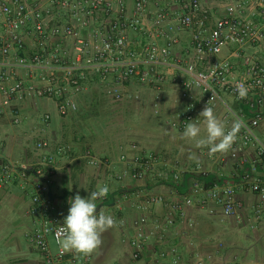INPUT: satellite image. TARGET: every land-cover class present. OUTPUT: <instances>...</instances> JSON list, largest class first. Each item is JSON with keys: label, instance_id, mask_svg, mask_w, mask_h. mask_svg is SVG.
Segmentation results:
<instances>
[{"label": "built area", "instance_id": "built-area-1", "mask_svg": "<svg viewBox=\"0 0 264 264\" xmlns=\"http://www.w3.org/2000/svg\"><path fill=\"white\" fill-rule=\"evenodd\" d=\"M94 80L116 104L140 99L134 84L148 87L155 114L162 111L164 88L174 87L181 107L167 119L172 131L199 123L206 104L228 128L237 118L245 125L231 150L196 148L192 165L136 143L132 155L119 147L123 168L106 173L103 185L110 191L97 207L132 202L135 213L124 225L132 230L133 262L154 239L166 242L173 231L182 236V221L193 227L179 190L185 174L194 194L204 192L198 204L209 213L213 203L224 216H236L242 207L237 192L245 189L258 195L252 211L264 220V0H0V128L4 120L20 126L21 105L29 100L51 101L60 117L75 113ZM238 83L249 89L246 98L239 97ZM50 121L45 112L43 124ZM48 147L36 141L37 161L24 164L6 157L0 140V188L18 181L25 189L32 182L26 238L40 256L37 264H92L93 254L59 249L58 229L67 214L58 213L50 195L58 157ZM87 158L96 168L113 167L90 150ZM157 184L168 187L169 197L152 192ZM157 205L165 207L164 216L153 215ZM158 250L151 264H182L175 248L172 255Z\"/></svg>", "mask_w": 264, "mask_h": 264}, {"label": "crops", "instance_id": "crops-1", "mask_svg": "<svg viewBox=\"0 0 264 264\" xmlns=\"http://www.w3.org/2000/svg\"><path fill=\"white\" fill-rule=\"evenodd\" d=\"M182 45L185 46L186 41H183ZM92 86L90 83L88 90L78 97V111L67 117H60L51 101L35 99L21 105L23 122L20 126H12L4 120L0 128L4 155L24 164L37 161L36 141L46 140L49 143L48 150L58 157V170L51 185L50 195L57 202L58 213L61 216L68 214L69 197H74L77 193L82 197H87L97 189L98 185L102 186L105 179L109 180V175L106 176V173L119 172L123 168V164L119 161L121 145L126 147L130 155L137 151L131 148L132 143L138 144L142 149L152 150L137 141L122 142L113 150L102 145L105 143H101L99 128L94 126L96 125L95 120L98 119L93 115L94 104L86 100V95L93 89ZM136 87L140 85L134 84L131 89L135 91ZM141 89H143L140 90L141 93H146L145 95L151 101V90L143 86ZM101 90L112 104V108L121 105L114 103L102 87ZM168 91L175 97L176 109L174 110L181 107L179 92L172 86H166L162 94L164 100L161 112L166 108L165 98ZM51 106L53 110H50ZM45 112L51 115L48 126L42 122V115ZM200 123H204L203 117L197 125ZM87 150H90L92 156L98 160H111L113 167L108 170L106 166L96 168L90 165ZM193 154V159L196 161L195 150ZM162 155L168 157L164 153ZM170 159L175 160L176 158L171 157ZM111 184L112 191L117 192L119 185L112 180ZM128 184L133 187L139 183L128 181ZM32 187V182L23 189L21 183L14 181L0 188V245L3 246L0 251V264H37L40 258L26 238L31 225V218L27 212L31 204ZM183 190L182 198L187 215L193 221L191 229L185 221H182V227H180L182 236L173 231L167 236L166 242L162 243L154 239L148 245L141 260L133 262L131 260L132 230L124 225L135 213L131 207L132 202L118 203V208L111 205L105 208V212L115 217L116 226L103 234V244L97 252L93 253L92 264H151L160 248L164 249L168 255H172V249L175 248V251L182 257V264H191L197 259L207 264H225L235 260L239 264H264V220H256L252 211L253 206L259 200L257 194L239 189L237 199L242 207L236 216L226 217L222 214L221 208L213 203H210L208 207L213 208L214 213H209L208 209L198 204L199 198L205 195L204 192L194 194L188 183ZM152 192L169 197V190L165 185L157 184ZM153 215L164 216L165 207L155 206ZM243 229H249L250 232L246 233ZM186 231L187 234H185Z\"/></svg>", "mask_w": 264, "mask_h": 264}, {"label": "clouds", "instance_id": "clouds-1", "mask_svg": "<svg viewBox=\"0 0 264 264\" xmlns=\"http://www.w3.org/2000/svg\"><path fill=\"white\" fill-rule=\"evenodd\" d=\"M248 90L243 83L236 85V91L240 98H246ZM199 116L204 118L205 135L201 136V128L197 124L188 123L180 138L193 141L198 149L207 147L210 154H223L231 150L238 139L240 130L245 126L244 121L237 118L228 128L226 123L217 117L213 107L208 104L199 113ZM109 191L107 185H98L97 189L87 197H82L77 193L74 197L68 198L70 207L58 229L57 238L62 253L75 252L89 256L100 249L103 244V234L116 226L114 218L106 214L103 208L98 209L97 207V201L106 198Z\"/></svg>", "mask_w": 264, "mask_h": 264}, {"label": "rangeland", "instance_id": "rangeland-1", "mask_svg": "<svg viewBox=\"0 0 264 264\" xmlns=\"http://www.w3.org/2000/svg\"><path fill=\"white\" fill-rule=\"evenodd\" d=\"M140 87L136 92L140 99L127 98L119 107H114L113 116L106 123L103 117H98L95 123L99 128V135L102 145L108 146L110 150L115 149L122 142L137 141L144 147L151 148L164 153L169 158L191 161L196 149L193 141L181 139V133L172 131L167 125L168 117H171L176 109L174 95L169 92L166 101V108L160 114H155L150 98L141 93ZM53 110V107H50ZM96 116V115H94ZM201 128V136L205 135L204 123L198 124ZM249 233V229H243ZM3 249L0 245V251Z\"/></svg>", "mask_w": 264, "mask_h": 264}, {"label": "trees", "instance_id": "trees-1", "mask_svg": "<svg viewBox=\"0 0 264 264\" xmlns=\"http://www.w3.org/2000/svg\"><path fill=\"white\" fill-rule=\"evenodd\" d=\"M92 87L93 88L88 95H86V100H90L93 102V106L95 107L93 110V115H96L97 117H103L105 119V126L106 123L110 120V118L113 116V109L112 104L108 101V99L105 97L103 91L101 90L100 85L96 80L92 81ZM78 111V110H77ZM95 127L97 125H94ZM162 154V153H161ZM195 159H192L190 162H188L189 165H191ZM185 181L182 182L180 186V192L183 193L184 186H186L188 175L185 174Z\"/></svg>", "mask_w": 264, "mask_h": 264}]
</instances>
